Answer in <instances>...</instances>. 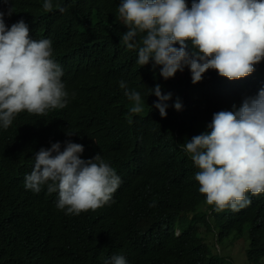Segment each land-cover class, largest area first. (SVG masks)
Returning <instances> with one entry per match:
<instances>
[{"label": "trees", "instance_id": "16d2710c", "mask_svg": "<svg viewBox=\"0 0 264 264\" xmlns=\"http://www.w3.org/2000/svg\"><path fill=\"white\" fill-rule=\"evenodd\" d=\"M120 2L52 0L54 6L66 9L62 13L56 7L45 12L44 0H8L7 4L0 0V11L7 13L12 7L11 16H4L7 28L22 19L30 39L52 41L53 59L62 68L61 79L69 93L63 109H50L47 115L24 111L7 129L0 127V235L10 234L0 242V264H109L108 255L115 251L127 254L131 264H146L164 249L171 250L164 256L165 264H233L201 237L200 227L212 224L220 233V249L226 251L223 240L237 235L245 239L242 264H264V193H246L254 204L237 216L209 214L194 182L193 167L186 161L152 201L155 207L150 202L134 206L135 222L123 211L64 216L65 211L56 206L58 193H48L47 186L39 193L25 188L35 153L56 142L63 151L65 141L75 138L112 163L125 190L155 153L174 147L177 139L190 141L197 130L210 131L207 126L214 113L233 111V104L238 110L245 98L264 89V67L239 80L209 69L196 84L185 67L167 79L162 94L170 92L172 99L167 102L168 116L162 119L154 107L157 97L149 90L156 76L136 62L138 50H128L120 41L127 31L118 18ZM186 2L191 5V0ZM121 80L144 102V111L134 115L131 124L133 102L120 88ZM177 97L180 111L172 106ZM93 156L81 154L85 160ZM162 174L163 169L156 168L150 178L159 181ZM133 199V193L120 191L117 202L127 206ZM31 214L34 222L27 232L12 228Z\"/></svg>", "mask_w": 264, "mask_h": 264}, {"label": "clouds", "instance_id": "9594fccd", "mask_svg": "<svg viewBox=\"0 0 264 264\" xmlns=\"http://www.w3.org/2000/svg\"><path fill=\"white\" fill-rule=\"evenodd\" d=\"M54 7L62 13L66 10L54 6L52 0H44L45 12ZM12 13V7L7 13L0 11V127L4 129L21 112L47 115L48 110L63 109L69 102L62 68L53 59L52 41L30 39L28 25L22 19L7 28L4 16ZM118 18L127 28L121 43L128 50H138L136 62L156 76L155 86L149 90L157 97L154 107L162 119L168 116L167 102L172 99V93L162 94L167 79L185 67L191 72L193 84L201 82L209 69L229 80H239L264 67V0H191L190 6L186 0H121ZM176 44L179 48L174 47ZM119 86L133 102L128 116L131 124L132 117L144 111V102L124 80ZM172 106L182 110L178 97ZM233 109L212 111V122L207 126L210 131L200 134L197 130L190 141L177 139L174 147L155 153L125 190L112 163L75 138L65 141L63 151L56 142L35 153L33 169L25 176V188L39 193L47 186L48 193H58L56 206L65 211L64 216L123 211L135 222L134 206L152 203L186 161L192 165L194 182L204 196V209L226 218L237 216L254 204L246 193H264V89L255 97L245 98L238 110L235 105ZM81 154L94 156L85 160ZM156 168L163 169L159 181L150 178ZM120 191L134 194L131 205L118 204ZM150 207H155V202ZM32 222L31 214L12 228L27 232ZM199 230L205 242L229 256L231 263L239 260L231 253L239 243H245L244 238L233 235L224 239V247L229 246L224 251L219 247L220 233L215 224ZM9 235L1 234L0 242ZM169 251L156 252L146 264H165L164 256ZM108 261L131 264L129 256L121 251L109 254Z\"/></svg>", "mask_w": 264, "mask_h": 264}, {"label": "rangeland", "instance_id": "374dc122", "mask_svg": "<svg viewBox=\"0 0 264 264\" xmlns=\"http://www.w3.org/2000/svg\"><path fill=\"white\" fill-rule=\"evenodd\" d=\"M227 242V241H226ZM243 245L244 243H239L235 249L232 251L231 255L234 256V257H239L240 258V255H243ZM211 247V246H210ZM226 248L227 250L229 249V246L228 247H224ZM244 262H241L240 260L238 259H234L233 260V264H242Z\"/></svg>", "mask_w": 264, "mask_h": 264}, {"label": "bare ground", "instance_id": "6f19581e", "mask_svg": "<svg viewBox=\"0 0 264 264\" xmlns=\"http://www.w3.org/2000/svg\"><path fill=\"white\" fill-rule=\"evenodd\" d=\"M30 37H31V36H30ZM106 46H107V45H106ZM222 94H223V93H222ZM229 95H230V94H229ZM234 95H235V94H234ZM234 95H233V96H234ZM223 96H225V95H223ZM235 96H236V95H235ZM232 98H233V97H232ZM232 98H231V99H232ZM237 98H238V97H237ZM227 99H228V97H227ZM234 99H235V98H234ZM235 100H236V99H235ZM215 101H217V100H215ZM228 101H229V99H228ZM230 103H231V101H230ZM234 103H235V102H234ZM215 104H216V103H215ZM233 105H234V104H233ZM233 105H232V106H233ZM207 107H209V106H207ZM217 107H218V106H217ZM239 107H240V106H239ZM214 109L216 110V108H214ZM217 109H218V108H217ZM238 109H239V108H238ZM211 110H212V109H211ZM213 111H214V110H213ZM217 111H218V110H217ZM207 115H208V114H207ZM212 116H213V115H212ZM205 117H206V116H205ZM210 117H211V116H210ZM207 119H208V118H207ZM207 121H208V120H207ZM210 121H211V120H210ZM210 121H208V122H210ZM210 123H211V122H210ZM29 169H30V168H29ZM30 170H31V169H30ZM28 171H29V170H28ZM28 171H27V172H28ZM29 173H30V172H29Z\"/></svg>", "mask_w": 264, "mask_h": 264}]
</instances>
